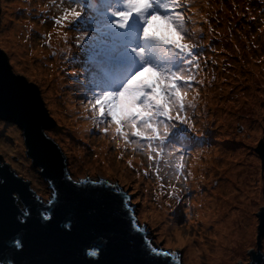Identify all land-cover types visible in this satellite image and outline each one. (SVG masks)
I'll list each match as a JSON object with an SVG mask.
<instances>
[{"label": "rangeland", "instance_id": "rangeland-1", "mask_svg": "<svg viewBox=\"0 0 264 264\" xmlns=\"http://www.w3.org/2000/svg\"><path fill=\"white\" fill-rule=\"evenodd\" d=\"M4 1L5 6L9 7L10 0ZM26 1L28 9H30L29 1H32L34 6L37 4L42 6L30 13L29 16L23 14L21 17L27 23H34L35 25L39 23L40 33L37 36L30 35V37L26 36L22 39V32L15 29L17 25H12L13 21H19L14 19V12L10 11V15L5 17L3 13L1 14L0 6V33H3L0 36L2 38L0 49L8 59L12 71L22 75L28 83L31 82L35 85L48 116V138L57 144L66 159L69 176L74 181H79L92 175L107 174L132 197V207L136 208L137 221L141 225L147 224V238H150L156 246L163 247L166 251L181 253V264H207L204 254H201L200 251L196 252V248L199 246L197 240L202 235H207L200 226V222L194 221L195 210H197L194 204L197 200L201 201L203 196L202 191L199 190L198 192L196 189V186L200 184V179L194 181L190 179L189 185L186 186L185 191L178 199H170L167 196V192L171 190L168 187L169 183L175 182L173 176L175 163H184L185 167L195 172V159L198 157L197 155L201 154L191 152L187 147L186 151L187 153L191 152V156L186 155L183 161H173L171 168L162 163L160 175L164 178L162 181H157L154 174L156 166L153 164L152 168H149L146 155L133 152L131 149L125 151L123 141H120L121 147L117 148L116 141H113L111 136L104 135L98 128H94L90 119L91 113L84 110V104L87 102L80 95L79 84L70 75L80 71L81 65L79 62L70 63L68 60H66L65 65L63 61L64 56L78 57L79 52L74 44L70 54L61 52V49H64L66 45L61 41L63 40L62 36L57 35L58 29L52 19L60 14L58 8L52 6V0ZM239 1L242 0H198L196 2L202 13L206 14L208 20L213 23L211 28H205L203 31L210 32V35L204 39L206 44L213 46L210 56L207 52V57L209 56L210 64L212 68L214 67V69L208 68L201 73L205 90L199 89L200 101L197 108L196 127L209 132L205 135L207 138L215 139V142L204 145L203 155L206 154L207 156L211 150L218 148H220L222 155H224V150L236 151L237 149H245L244 146L247 147L246 151H253L252 160L248 161L250 164H255L258 171L254 173L252 165L245 164L243 167L247 171L250 168V172L246 175L250 174L254 178L253 185L259 187L264 181V162H259V136L264 127V83L260 84L257 79L264 82V49L262 48V45L264 47V37L260 31L264 28V0H245L244 6L243 4L240 6ZM233 4L236 5L235 8H233ZM46 5H48L47 8ZM244 9L249 13L247 16H243ZM3 16L5 19L2 22ZM41 21L46 22L42 23ZM25 24L22 22L21 26L22 30H26V35L29 32ZM59 31H68V29H59ZM49 33H51L50 40ZM68 35L75 37L77 33L68 31ZM254 37L255 39H253ZM17 41L21 47L19 56L14 55V49L18 53ZM224 41L236 44L234 55L226 53V49L219 47ZM14 42H16L17 47H14ZM230 60L232 62H229ZM248 66L253 68L250 69ZM238 75L241 76V79L236 80ZM61 79L63 82H57ZM213 88L219 93L211 99L213 103L210 105L206 98L208 93L213 95L216 93L212 90ZM251 90L252 93L248 96L250 100H243L244 93ZM256 92H259L258 96L260 97L255 94ZM221 95L223 96L220 97ZM56 96H58L57 107L52 109L50 106L51 99ZM238 100L241 102L235 108L229 105H221L226 101ZM70 108H72L77 119L73 120L69 117ZM85 117H89V119ZM202 117L205 119L198 121ZM78 125L79 128L87 126L89 132L83 135L82 131H76ZM105 126L107 125L100 127ZM9 130L16 132V137ZM223 132H227V134L222 135ZM196 134V132L188 133L190 137ZM252 135H256V137L253 138ZM217 136L219 139H216ZM0 140H3L8 146V148H3L0 144V155L10 168L23 178H30L35 192L43 199L53 196L50 183L40 176L38 172L40 168L32 165V160L26 153L27 148L19 127L11 121L0 119ZM16 143H18L17 148H15ZM192 143L199 145L200 141L192 138L188 146L190 147ZM220 158L219 162L221 161ZM130 160L132 161L131 166L128 163ZM235 162L240 163L235 157L231 163L228 162L225 166L229 167ZM222 169L223 166L219 164H211L208 172L202 171L201 176H203L204 184H206H203L205 188L203 192L208 193L210 190L218 188L222 195L225 194L227 186L220 184V179H224L223 173L228 175L229 171L224 169L225 172H223ZM145 171L148 172L147 176L144 175ZM160 183L164 184L163 189H161ZM242 187L244 188V186ZM229 190L241 196V187L234 184L233 188ZM243 197L244 195H242ZM208 198L215 200L210 195ZM263 198L264 189L261 193V200H256L257 203L253 206L252 236L255 234V218ZM249 199L252 200V197ZM178 202H183L184 205L176 211L178 213L176 224L182 235L188 237V240L181 243L171 237L173 232L167 233L163 230L162 224L158 222V217L162 218L167 212V208ZM236 210L231 206V211ZM211 228L212 224H208L207 229L211 230ZM202 240L204 245L210 243L207 237H203ZM211 251L215 250L211 248L207 250V253ZM236 251L238 253L231 255L226 264H241L250 259L249 243L245 246L242 254L239 253L238 248ZM221 264H225V262Z\"/></svg>", "mask_w": 264, "mask_h": 264}, {"label": "snow or ice", "instance_id": "snow-or-ice-1", "mask_svg": "<svg viewBox=\"0 0 264 264\" xmlns=\"http://www.w3.org/2000/svg\"><path fill=\"white\" fill-rule=\"evenodd\" d=\"M52 6L60 13L52 19L66 45L61 52L70 54L73 44L78 49V57L63 58L81 65L80 71L70 75L87 102L84 110L91 113L93 127L111 136L117 148L123 141L125 151L146 155L149 168L156 166L157 181H162L160 165L171 168L173 161H183L190 155L188 133L202 135L196 128L200 101L196 86L204 84L197 75L202 70L200 41L202 25L209 23L207 16L201 15L196 0H52ZM65 28L77 35L69 37L68 31H59ZM260 31L264 33V28ZM128 163L131 166V160ZM173 176L167 196L178 199L196 177L179 162ZM99 184L96 191L128 217L129 231L141 239L145 264H181V253L166 251L147 238V224L137 221L132 197L125 189L103 181ZM160 187L165 186L160 183ZM90 248L88 256L99 254L98 245Z\"/></svg>", "mask_w": 264, "mask_h": 264}, {"label": "water", "instance_id": "water-1", "mask_svg": "<svg viewBox=\"0 0 264 264\" xmlns=\"http://www.w3.org/2000/svg\"><path fill=\"white\" fill-rule=\"evenodd\" d=\"M47 118L35 85L12 71L0 49V119L21 129L26 153L53 194L41 199L31 179L18 175L0 155V264H145L141 239L129 231L128 217L96 191L100 181L117 184L107 174L74 181L48 138ZM259 162H264V127ZM94 245L99 254L88 256ZM249 251L250 259L241 264H264V199Z\"/></svg>", "mask_w": 264, "mask_h": 264}, {"label": "bare ground", "instance_id": "bare-ground-1", "mask_svg": "<svg viewBox=\"0 0 264 264\" xmlns=\"http://www.w3.org/2000/svg\"><path fill=\"white\" fill-rule=\"evenodd\" d=\"M4 2V3H3ZM26 0H10L9 7L5 6V1H1V14L3 13L5 17L10 15V11L14 12V19H18L19 21H13L12 25H17V28L20 32H22V39L26 38V36L30 37V35L37 36L40 33V27L39 23H27L25 20H22L21 17L23 14L25 16H29L30 13H33L36 11L39 7H42L41 5L37 4V6H34L32 1H29V7L26 6ZM198 2V0H196ZM240 6H244L245 0L239 1ZM33 7V8H32ZM201 15H204L201 11ZM5 17L3 16L2 22L4 21ZM196 19H199L197 17ZM22 22L26 23L25 27L27 28L28 32L26 35V30H22ZM213 23L209 20V23L203 24L202 28H211ZM201 25H197V27H200ZM13 27V26H12ZM14 28V27H13ZM3 33H0V36H2ZM214 34V32H213ZM263 37V36H262ZM0 41H2V38L0 37ZM18 44V53H16L14 49V55L19 56L21 52V47L19 46L20 43L17 41ZM227 45V46H226ZM14 47H17L16 42H14ZM65 47V46H64ZM220 48L226 49L227 52L235 54L236 51V44L228 41H224L223 44L219 45ZM231 48V49H230ZM25 51V49H24ZM26 57V56H25ZM64 64L66 65V60L64 59ZM229 62H232L230 60ZM238 65V63H236ZM241 64V63H239ZM248 68L252 69V66H248ZM247 69V68H245ZM248 78V77H247ZM201 79V78H198ZM241 79V76L238 75L236 80ZM260 84L264 83L263 81H260V79H257ZM57 82H63V80H58ZM205 84H203V89L205 90ZM252 85V84H251ZM214 92H216L214 95L211 93H208L206 100L209 101V104L212 105L211 99L215 97L219 91H216L214 88L212 89ZM223 91V90H222ZM252 93L251 91H247L243 95V100L247 99V101L250 100V97H248ZM257 96L259 92L255 93ZM206 95V94H205ZM213 95V96H212ZM221 95L220 97H222ZM260 97V96H258ZM58 99V96H56L54 99H51L52 109H55L56 101ZM246 101V100H245ZM241 100L238 101H226L221 103V105H229L233 108L237 107L240 104ZM70 103V102H69ZM220 105V106H221ZM70 114L69 117L71 119L75 120L77 119L74 116V112L72 111V108H70ZM229 120H231V117H229ZM76 125V123H74ZM85 125V124H84ZM226 128V125H225ZM10 133H12L16 137V132H13L12 130H9ZM76 131H82L86 135L88 131L87 126H81L79 128V125L77 126ZM226 131V130H223ZM258 131V129H257ZM219 133V132H218ZM227 132H223L222 135H226ZM253 138L256 137V135H252ZM194 139H199L200 144L196 145V153L203 154V147L207 143L210 144L211 141L208 139L200 138V137H194ZM216 139H219L217 136ZM1 146L4 148H8V146L4 143L3 140H0ZM244 146V144H243ZM250 146V145H249ZM18 147V143L15 144V148ZM227 147L232 148L231 146L227 145ZM245 149H247L246 146H244ZM233 149V148H232ZM245 149H237L236 151H230V150H224L222 155V152L220 151V148L213 149L209 153V155H197L198 157L195 159L196 162L194 163L195 172L193 171L196 179H200L202 175V171L208 172V169H210L211 164H219L223 166V169L221 171H229V174L223 173L224 179H220L222 185L227 186L226 192L224 195L221 194L219 189L210 190L208 193L203 192L204 191V182L205 180L199 181V185L196 186L197 191H202L203 196L201 201H196L194 204V207L197 208L195 210L196 216L194 217V221L200 222V226L204 229V232L207 234L205 236H201L200 239L197 240V243L199 244L198 248H196V252H201V254H204L206 257L207 264H221L223 262L228 261L231 258V255L237 254L236 251L237 248L239 250V253L242 254V251L245 249V246L249 243V239L252 237V228H253V212L254 209L253 206L257 203L256 200H261V193L264 189V181L262 184L257 187V185H253L252 181L254 178L250 176V174L246 175V173L250 172V168L245 170V167H243L245 164L252 165L254 168V173H256L258 170L256 168V165L250 164L248 160H252V155H254L253 151H246ZM10 150V149H9ZM18 151V150H17ZM221 157V161L219 162V157ZM225 156V157H224ZM235 157L237 160L240 161V163H234L229 165V167L225 166L227 163H231ZM214 158V160H213ZM93 162V161H92ZM132 162V161H131ZM197 164V167H196ZM225 169V171H224ZM192 171V170H191ZM200 173V174H199ZM264 176V175H263ZM204 184V185H203ZM237 185L238 187H241V196L233 191H230V188H233V185ZM244 186V188L242 187ZM224 187V186H221ZM207 193V194H206ZM212 196L215 198V200H212L208 198V196ZM242 195L244 197L242 198ZM252 197V200L249 199ZM264 199V198H263ZM176 203V202H175ZM176 205V206H175ZM172 205L167 208V212H165L164 216L158 217V222L162 224L163 230H165L167 233H171V237L174 238V240L178 242H183L185 240H188V237H185L182 235V233L179 231V227H177L176 224V217L178 216V213L176 211L183 207V202H178L177 204ZM231 206L233 208H236V211H231ZM241 209V210H240ZM228 216V217H226ZM226 217V218H224ZM191 221V222H194ZM212 224L211 230L207 229V225ZM177 236L180 237L179 240H177ZM203 237H207L208 240H210V243L208 245L203 244ZM194 242V241H193ZM195 243V242H194ZM192 244V243H191ZM214 249L215 251H211L207 253V250ZM235 251V252H234Z\"/></svg>", "mask_w": 264, "mask_h": 264}, {"label": "clouds", "instance_id": "clouds-1", "mask_svg": "<svg viewBox=\"0 0 264 264\" xmlns=\"http://www.w3.org/2000/svg\"><path fill=\"white\" fill-rule=\"evenodd\" d=\"M10 64V63H9ZM15 124V123H14ZM20 129V128H19ZM21 130V129H20ZM38 195V193H36ZM41 199H43V197H41L40 195H38Z\"/></svg>", "mask_w": 264, "mask_h": 264}]
</instances>
